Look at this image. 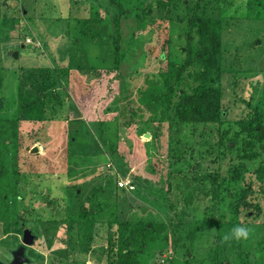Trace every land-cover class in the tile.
I'll list each match as a JSON object with an SVG mask.
<instances>
[{
	"label": "rangeland",
	"instance_id": "1",
	"mask_svg": "<svg viewBox=\"0 0 264 264\" xmlns=\"http://www.w3.org/2000/svg\"><path fill=\"white\" fill-rule=\"evenodd\" d=\"M154 1L122 0L133 15L141 9L139 3L154 6ZM157 1L168 3V17L138 22L131 15L120 23L121 78H116L117 72H104L112 68L111 18L118 13L109 0H0V117H15L19 91L35 89L32 83L40 77L67 66L85 70L69 71L66 92L63 83L53 82L50 93L59 95L63 104L54 112L44 107L46 122L20 123L18 158H6L8 174L18 179L15 206L20 223L0 224V262L11 260L26 230L34 236L26 251L31 264H106V221L117 217V196L119 208H135L124 214L129 220L146 218L144 207L136 210L141 204L155 211L148 219L165 220L172 213L162 194L167 173L174 171L180 173L170 180L175 211L185 209L187 220L197 225L212 217L219 226H198L195 242L183 249L161 252V242L150 245L139 256L140 263L215 264L220 258L237 264L233 260L241 256L248 260L239 264H264V175L262 181L257 179L264 173V149L257 144L246 149L248 137L239 134L242 123L251 120L253 107L259 108L264 122V0ZM198 4L197 15L206 5L207 15L219 22L212 27L219 33L221 51L207 67L198 27L189 26ZM187 52L194 64L174 83L170 117H175L179 99L197 86L220 88L224 114L219 124L199 128L201 137L199 131L192 134L190 128L188 136L186 128L177 126L185 147L179 153L170 137L172 123L152 122L138 97L149 77L167 64L183 65ZM235 137L236 146L228 149ZM113 147L116 155L111 158ZM247 153L258 157L247 161ZM111 161L125 168L122 174L130 171L128 176L117 181L119 172ZM200 177L207 180L202 183ZM212 177H217L215 186L208 180ZM115 182H127L128 189L118 186V192ZM184 190H193L190 204L186 197H174ZM237 224L251 230L249 239L223 243L222 236ZM188 240L183 235L181 241Z\"/></svg>",
	"mask_w": 264,
	"mask_h": 264
},
{
	"label": "trees",
	"instance_id": "2",
	"mask_svg": "<svg viewBox=\"0 0 264 264\" xmlns=\"http://www.w3.org/2000/svg\"><path fill=\"white\" fill-rule=\"evenodd\" d=\"M139 2V0H138ZM168 2V1H167ZM111 6H115L118 9V13L111 18V23L114 26V35L111 42V56H112V68L104 71L105 73L111 74L113 72H117L116 78H121L118 74V67L120 64L121 57V31H120V23L123 18L133 15L132 10L127 8L122 0H109ZM168 3H164L161 1H154V6L151 4L141 5L139 6L141 9L134 11L135 20L138 22L150 21V20H161L165 16L168 17ZM197 11H199V4L195 7L193 16L189 20V26H197V33L201 37V43L204 44L202 52L206 54L203 63L205 67L208 65H214L215 58L220 54L221 51V43L220 36L218 31L212 27L219 25V22L212 17H209L206 12L208 11V6L204 5L200 10V15H197ZM210 14V13H208ZM133 17V18H134ZM127 19V18H126ZM216 22V23H215ZM192 42V36L187 37V45L189 46ZM167 50L169 47V37L166 40ZM198 53L200 57L204 54ZM165 56V55H164ZM162 54L160 55V58ZM194 60L191 56V52H187V59L185 63L179 67H175L174 65L167 64L166 69L157 72V74L149 77L146 81L147 86L144 89H139V97L138 102L140 105L146 107L150 113L152 114V122H156L162 124L164 122H171L172 126L170 127V132L172 135L170 136L172 140H174L175 145L177 146V152L183 153L185 151L184 145L181 144L177 133L178 128H186L187 135L189 136V129L191 128L192 134L199 131V137L203 134L199 128L205 129L207 125L219 124L222 121L224 111L222 109L221 101H222V91L219 87L209 86V87H195L191 94L183 95L179 99V103L176 106V110L173 115L175 117H170L171 115V106H172V96L175 91V82H178L185 71L186 68L193 66ZM43 69V68H42ZM72 69H76L79 72H84L85 70L81 67L73 68L72 66L58 68V71L52 72L51 74L48 71L47 73L51 76L46 75V78L40 77L37 83H32V87H26L23 90L19 91L18 94V102H17V112L15 117L5 118L0 117V224L5 225L6 223L15 221L20 223V219L16 212V191H17V180L11 178L7 172V161L6 158L9 156H14V159L18 158V150H19V127L20 123L30 124V123H43L46 122V117L44 115V107H48L51 112L56 111L63 104L62 98L59 95L53 96L50 93L51 88L54 86V83L57 85H61L63 83L62 91L66 92L67 78L69 76V71ZM40 70V69H39ZM84 70V71H83ZM43 71V70H40ZM91 72H98L93 68L90 69ZM40 76H43L39 73ZM115 77H113L115 79ZM58 96V97H57ZM250 107V105H248ZM251 108V107H250ZM253 112H251V120L247 123H242L243 127L239 134L246 133L248 139L244 143V147L246 149L253 148L258 145L260 149H264V122L259 113V108L253 107ZM172 119H170V118ZM170 119V120H169ZM52 122V119H49ZM241 124V122L239 123ZM182 128V129H183ZM180 131V129H179ZM184 131V130H183ZM161 136L159 133L156 137ZM178 138V139H176ZM236 137L231 141V145H228V149H233V146H236ZM103 143V141H102ZM107 142H104V145ZM235 144V145H233ZM179 150V151H178ZM109 154L113 158L116 155V150L111 148L109 150ZM257 154L255 153H247L244 155V159L247 161L253 160L257 158ZM181 162V161H175ZM125 168L118 167L117 172L118 177L116 180L118 181L119 177L125 176L126 171L122 174V171ZM121 174V175H120ZM120 175V176H119ZM180 173H174V171H170L167 173V188L163 192V203L167 207V211L172 213L171 217L165 220H160L158 218L149 216L154 215L155 211L152 208H147V205L141 204L140 208L144 207L145 211H143L142 215L144 217H139L137 220H129L124 214L132 213L135 208L129 207L124 209L123 207H118V200L120 197L117 196V209L114 212L116 214V219H109L106 221V228L108 230V237L106 240L107 249L109 251L107 253L106 264H141L139 256H142L145 253V250L148 246L161 242L162 250L170 251L183 249L185 245L190 244L193 245L197 238V234L201 231L202 228L206 227H218V221L213 220L212 217H208L206 220H203L201 224L197 225L193 221L190 222L187 220V212L185 209L181 211H175L174 203L172 202L171 197L169 196V191L171 190V181L172 179L179 178ZM264 173L257 175V179L262 181ZM182 179H185L186 175H182ZM202 177V176H201ZM200 177V178H201ZM123 178V177H122ZM199 180L203 183L205 182L206 177H203ZM192 181H197L196 177L191 178ZM197 179V180H195ZM171 180V181H170ZM211 185L215 186L217 177L208 178ZM257 180V181H258ZM116 190L121 192V189L118 187L117 182L113 183ZM70 189V188H69ZM79 190V189H78ZM178 195L174 197H183L187 198V204H190L191 198H193V190L191 191H177ZM216 190L212 192L213 197H216ZM248 192L246 190L243 191L242 196L246 197ZM78 196L76 190V197ZM244 206H246L244 204ZM137 208V207H136ZM143 208V209H144ZM237 213V212H236ZM126 217V218H124ZM92 223V221H85ZM7 227V226H6ZM6 227L4 229H6ZM3 229V230H4ZM183 235L188 236V241L182 242L181 239ZM220 241V237H219ZM219 243V242H218ZM215 250V249H214ZM247 258L248 256H244ZM218 258L214 261L215 264H225L222 260ZM248 260V259H247ZM241 256H236L233 261L239 264L240 262H247ZM210 264L212 261L209 262ZM227 264V263H226ZM231 264V263H228Z\"/></svg>",
	"mask_w": 264,
	"mask_h": 264
},
{
	"label": "water",
	"instance_id": "3",
	"mask_svg": "<svg viewBox=\"0 0 264 264\" xmlns=\"http://www.w3.org/2000/svg\"><path fill=\"white\" fill-rule=\"evenodd\" d=\"M8 55H11L14 58L18 57V54L15 52H9ZM22 240L17 245V247L11 251V260L7 263L0 262V264H31V260L28 258L26 251L34 242V236L30 231L23 230Z\"/></svg>",
	"mask_w": 264,
	"mask_h": 264
},
{
	"label": "clouds",
	"instance_id": "4",
	"mask_svg": "<svg viewBox=\"0 0 264 264\" xmlns=\"http://www.w3.org/2000/svg\"><path fill=\"white\" fill-rule=\"evenodd\" d=\"M261 77H257L260 79ZM251 235V230L242 224L234 225L228 232L222 236V242L230 244L231 242L246 241Z\"/></svg>",
	"mask_w": 264,
	"mask_h": 264
},
{
	"label": "crops",
	"instance_id": "5",
	"mask_svg": "<svg viewBox=\"0 0 264 264\" xmlns=\"http://www.w3.org/2000/svg\"><path fill=\"white\" fill-rule=\"evenodd\" d=\"M38 45H39V44H38ZM38 47H39V46H38ZM43 47H44V46H43ZM81 123H85V122H81ZM74 124H75V123H73V126H74ZM97 127H98V126H97ZM102 127H103V125L101 126V128L98 127V131H99V133H100L101 130H103ZM112 164H113V165H112ZM111 165H112V168H115V167H116V169H117L118 167H120L119 165H118V166H116V165L114 166V162H113V161H111ZM116 169H115V170H116ZM125 171H126V174H127V173L129 174V173H130V171H129V172H128L127 170H125ZM119 176H120V175H119ZM125 176H126V175H125ZM127 176H128V175H127ZM127 176H126V177H127ZM119 178H122V177H119ZM119 180H120V179H119ZM130 196H131V195H130ZM131 199H134V198H131ZM119 200H120V199H119ZM135 200H136V199H135ZM166 251H167V250H166Z\"/></svg>",
	"mask_w": 264,
	"mask_h": 264
},
{
	"label": "built area",
	"instance_id": "6",
	"mask_svg": "<svg viewBox=\"0 0 264 264\" xmlns=\"http://www.w3.org/2000/svg\"><path fill=\"white\" fill-rule=\"evenodd\" d=\"M118 186L119 187H123V188H125V189H128L126 186H127V182H124V183H120V182H118ZM128 187H130L131 188V185H129Z\"/></svg>",
	"mask_w": 264,
	"mask_h": 264
}]
</instances>
